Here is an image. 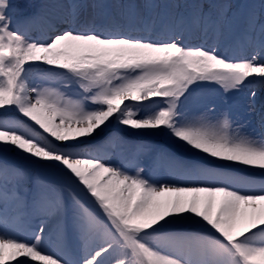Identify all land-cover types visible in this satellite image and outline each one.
I'll list each match as a JSON object with an SVG mask.
<instances>
[{"label": "snow or ice", "instance_id": "1", "mask_svg": "<svg viewBox=\"0 0 264 264\" xmlns=\"http://www.w3.org/2000/svg\"><path fill=\"white\" fill-rule=\"evenodd\" d=\"M7 7L0 0V112L26 119L0 117V148L59 173L65 183L33 181L24 169L0 163V218L7 223L11 207L14 219L38 221L30 234L0 233V264H264V184L182 165L164 153L184 178L160 183L138 166L132 173L112 164L100 148L79 150L115 123L264 171V138L243 131L244 123L234 127L230 108L216 113L213 105L199 115L186 108L198 83H215L227 94L253 78L249 86L264 90V22L249 17L240 39L253 51L235 59L216 46L189 45L172 28L157 32L133 6L125 23H94L43 39L12 28ZM193 21L214 23L203 11ZM137 23L153 35L133 34ZM37 63L48 66L43 78L58 87L30 83ZM255 97L253 90V103ZM69 199L83 244L74 261L46 247ZM192 227L199 231L177 230Z\"/></svg>", "mask_w": 264, "mask_h": 264}, {"label": "bare ground", "instance_id": "2", "mask_svg": "<svg viewBox=\"0 0 264 264\" xmlns=\"http://www.w3.org/2000/svg\"><path fill=\"white\" fill-rule=\"evenodd\" d=\"M74 5L77 6L75 16ZM129 6L135 7L141 19L151 23L157 32L163 33L172 28L182 32L185 43L189 45L216 46L222 54L235 59L252 54L253 47L240 39L249 17L255 15L264 22V0H8L5 12L12 28L24 31L29 38L43 39L55 35L58 31L92 26L94 23H125ZM200 11L210 14L214 23L207 26L203 21L195 23L193 14ZM133 34L148 36L153 35V32L144 30L142 23H137ZM39 64L31 65L30 83L57 87L56 83L43 78V70H48V66ZM254 82L253 78H249L245 86L237 91L236 105L231 104L230 100L223 101L218 92L210 91L193 94L186 108L196 115L213 105L216 113L230 108L234 127L244 123L246 127L243 131L264 138V90L250 87ZM253 90L256 91L254 103L251 99ZM239 112L243 117L235 118L234 115ZM9 114L26 119L15 110L0 112V116ZM126 135L133 140L125 145ZM97 148L106 153L105 158L112 164L127 165V170L132 173L138 166L145 170L143 174L146 177L160 183H173L184 178L179 169L171 167L168 161L162 158L161 154L164 153L182 165L213 168L231 176L250 179L256 187L264 184V171L260 169L206 158L179 147L166 135L129 131L115 123L102 137L86 139L85 143L79 145L81 151H94ZM0 163L24 169L45 184L58 187L65 183V178L59 173L41 167L14 150L4 151L0 148ZM88 203L91 205V201ZM66 207L64 219L58 226L54 224L48 234L46 247L49 251L74 261L82 255L83 244L73 227V204L70 199L67 200ZM6 216L7 223L0 218V233L16 234L18 230L26 229L30 234L32 230L29 231L26 225L34 229L38 223L33 219H14L15 213L11 207ZM177 230L199 231L197 227ZM20 234L23 235V232Z\"/></svg>", "mask_w": 264, "mask_h": 264}, {"label": "rangeland", "instance_id": "3", "mask_svg": "<svg viewBox=\"0 0 264 264\" xmlns=\"http://www.w3.org/2000/svg\"><path fill=\"white\" fill-rule=\"evenodd\" d=\"M39 65H44L43 63H40ZM46 66V65H45ZM44 71V73L47 71L46 69H44L43 70ZM246 83V82H245ZM57 87H58V85H57ZM76 86L74 85L73 86V88H75ZM60 90L61 91H67L66 89H63V88H60ZM191 91H192V95L193 94H195V93H197V92H210V91H216V92H218L219 94H220V96H222V98H223V101H226V100H230L231 101V104H233V105H236V103H235V100L237 99V91H232V92H230V93H227V94H225L223 91H222V89L219 87V85H217V84H215V83H198V84H195V85H193V87H192V89H191ZM191 95V96H192ZM229 96H231V99H228V97ZM89 106H91V105H89ZM235 116V118H238V116H240V117H243V115L241 114V112H239L238 113V115H237V113H236V115H234ZM127 136V135H126ZM125 136V137H126ZM126 138H124V140H125ZM126 141V140H125ZM125 143V142H124ZM125 145H126V143H125ZM31 176H33V175H31ZM32 179H33V181H35V180H37V178L36 177H32ZM26 228L30 231V230H32L33 229V227H29L28 225H26Z\"/></svg>", "mask_w": 264, "mask_h": 264}]
</instances>
